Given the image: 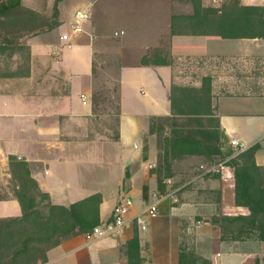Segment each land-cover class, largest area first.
<instances>
[{
	"label": "crops",
	"instance_id": "0c3cea01",
	"mask_svg": "<svg viewBox=\"0 0 264 264\" xmlns=\"http://www.w3.org/2000/svg\"><path fill=\"white\" fill-rule=\"evenodd\" d=\"M59 9L58 28L27 40L28 68L0 76V180L13 181L9 158L16 157L54 204L100 194L101 222L124 197L133 206L123 236H74L40 264H264L263 240L224 239L208 222L220 210L203 187H220V177L201 178L190 191L172 176L160 216L146 230L135 221L169 195L165 181L159 185L150 120L181 117L173 114L174 87L207 89L225 138L255 148L264 168V27L257 28L264 0H63ZM79 12L88 18L76 31ZM106 51L118 68L115 139L94 127L96 55ZM21 215L14 195L0 200V219Z\"/></svg>",
	"mask_w": 264,
	"mask_h": 264
},
{
	"label": "trees",
	"instance_id": "16d2710c",
	"mask_svg": "<svg viewBox=\"0 0 264 264\" xmlns=\"http://www.w3.org/2000/svg\"><path fill=\"white\" fill-rule=\"evenodd\" d=\"M63 0H53L50 8L49 0H40L41 9L25 5L23 0H10L0 3V56L11 52L12 57L19 56L18 52L25 50L27 64L30 62V48L27 40L31 37L52 32L61 25L60 3ZM258 10V33L264 27V19ZM17 56V57H18ZM28 68V67H27ZM26 68V69H27ZM202 89V95L194 88L174 87L172 107L174 116H184L201 119L208 117L216 122V131L221 132L218 119L215 117L211 97ZM184 97V98H181ZM175 118V117H173ZM171 119V118H154ZM151 134H155V126L150 125ZM173 138L166 139L165 145L157 142L159 149L158 167L156 173L160 187L166 177L164 170L171 164L164 159L179 156H206L219 154L220 148L215 141H202L185 135L180 131H172ZM254 149L244 152L251 156V170L237 172L236 200L238 205L249 207L250 216H225L222 214L209 217L207 220L220 229L222 238H243L252 235L264 241V190L261 188V167L254 159ZM164 152V155L163 153ZM10 168L13 181L17 182L15 197L22 208L20 217L0 219V253L10 250L8 264H22V259L29 256L39 246H47L45 256L40 263L47 262L48 251L62 241L77 235L90 233L100 225V205L102 196L92 195L68 207L54 204L49 194L40 190L38 183L31 177L30 165L26 161L10 157ZM47 202V212L39 209L40 202ZM6 198L0 197V200ZM236 232L238 236H236ZM37 263V264H40Z\"/></svg>",
	"mask_w": 264,
	"mask_h": 264
},
{
	"label": "rangeland",
	"instance_id": "374dc122",
	"mask_svg": "<svg viewBox=\"0 0 264 264\" xmlns=\"http://www.w3.org/2000/svg\"><path fill=\"white\" fill-rule=\"evenodd\" d=\"M30 7L41 9L40 0L34 2L27 1ZM50 8L53 5V0H49ZM19 56L13 58L11 52L0 56V76H6L16 71V73L23 72L27 67L26 51L18 52ZM96 80L92 92V107L95 115L94 127L95 132L99 136L110 137L115 139L118 135V109H119V85H118V68L115 58L111 57L108 51L101 52L96 55ZM184 98V97H181ZM155 126V139L165 145L166 139H172L174 136L172 131H180L185 135H191L193 138L208 142L215 141L220 148L219 154H213L210 157L199 156L197 161L192 163H184V159L189 156H179L172 158L171 156L164 159L165 163L171 164L169 169L164 170L162 177H166L163 186V193L169 194L170 185L167 179L172 176L177 177L175 186H182L183 189L195 191L197 185L195 183L199 179L197 177V168L201 164L220 165L219 173L214 174V177H220L221 186L216 188H204L203 192H207L210 200L217 202L220 214L224 210L225 216H230L233 211H239L241 215L250 216L252 211L249 207L238 205L236 200V180L237 172H244L250 169L251 156L249 153H240L231 146L229 142L222 135L214 133L216 131V122H212L210 118L203 117L201 119L190 117H175L171 119H151L150 125ZM246 152V151H245ZM164 155V152H162ZM158 167V166H157ZM251 170V169H250ZM174 177V178H175ZM2 178V177H1ZM261 188L264 190V168L261 169ZM196 188V189H195ZM169 189V190H168ZM17 190V182L12 181L5 183L0 180V197L8 198L10 195L15 196ZM177 193V192H176ZM131 198V197H130ZM132 199V198H131ZM133 200V199H132ZM37 202H40L39 209L47 212V202H41V198L37 197ZM248 210V211H247ZM229 213V214H228ZM236 236L238 233L236 232ZM48 249L47 246L38 247L32 253L22 259V264H37L40 263ZM10 250H2L0 253V264H8Z\"/></svg>",
	"mask_w": 264,
	"mask_h": 264
},
{
	"label": "built area",
	"instance_id": "2783aa9c",
	"mask_svg": "<svg viewBox=\"0 0 264 264\" xmlns=\"http://www.w3.org/2000/svg\"><path fill=\"white\" fill-rule=\"evenodd\" d=\"M88 18L86 13H77L76 19V31H80L78 26L81 21ZM64 39H68V36H64ZM85 98V97H83ZM231 146L240 153L247 150L246 145L237 140L231 141ZM221 170L220 165L201 164L198 168V174L196 179L213 176L219 173ZM172 180L167 179V183L171 184ZM166 183V182H165ZM170 193V192H169ZM172 194V193H171ZM170 197L166 195L157 202L146 206V208L136 216L135 221L140 229H147V220L156 219L160 216V204ZM133 206V200L130 197H124L114 208L112 217L100 225L96 226L90 233L85 234L87 240H94L98 238H114L117 239L126 233L128 226L130 225L129 214Z\"/></svg>",
	"mask_w": 264,
	"mask_h": 264
}]
</instances>
